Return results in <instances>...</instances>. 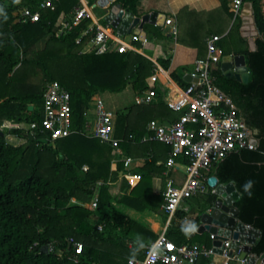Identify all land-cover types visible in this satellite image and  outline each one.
Segmentation results:
<instances>
[{"label":"trees","instance_id":"16d2710c","mask_svg":"<svg viewBox=\"0 0 264 264\" xmlns=\"http://www.w3.org/2000/svg\"><path fill=\"white\" fill-rule=\"evenodd\" d=\"M41 1L0 0V123L40 122L46 86L54 80L69 90L72 124L79 128L84 127V110L95 94L121 91L127 85L135 94L148 88L146 77L155 64L145 55L130 48L106 53L79 51L80 42L88 35L79 42L76 38L91 22L89 18L70 25L60 36L54 35L60 13L71 12L78 0H53L51 6L40 10L38 21H16L15 11L22 7L38 9ZM137 1L115 0L132 12L136 11ZM220 1L226 16L233 19L232 28L239 34L240 17L230 9L228 0ZM242 2L251 3L254 23L261 35L255 38L254 50L239 35L241 46L223 50V55L243 54L249 80L243 83L227 77L220 65L212 70V75L214 83L235 103L237 114L257 143L253 148L228 152L213 165L209 175H215L221 183H234L240 194L234 202L237 219L260 230L251 247L252 253L260 254L264 251V8L261 0ZM155 35L161 36L159 31ZM190 38L188 44L200 49L196 34L191 32ZM179 41L186 44L184 38ZM134 42L137 46L141 44L138 40ZM170 60L169 55L158 62L168 69ZM126 109L118 114L115 125V136L121 139L116 155L143 156L144 160L133 171L140 175L138 182L130 186L124 181L115 196L111 195L109 185L124 167L119 160L112 168L115 150L108 143L85 133L42 141L27 137L23 131L1 130L0 264H128L130 257L144 256L145 246L158 235L141 217L145 214L166 217L161 209L163 195L154 193L151 187L152 177L165 169L163 163L156 164L155 151L162 145L167 156L170 148L158 140L141 141L146 124L156 111L154 105L133 103ZM169 112L170 109L167 111L170 115ZM15 133L26 138V142ZM27 154L32 156L29 168L23 167ZM94 196L96 206L90 208L87 203ZM202 197L204 203L215 199L211 192ZM186 214L180 209L176 211L174 216L182 221L175 224L173 216L167 236L176 244L204 241L199 237L201 234L189 237L199 216L196 214L188 222ZM69 237L83 245L77 262L69 258L72 252ZM48 245L54 249L46 250ZM209 262V258H203L200 264Z\"/></svg>","mask_w":264,"mask_h":264},{"label":"built area","instance_id":"2783aa9c","mask_svg":"<svg viewBox=\"0 0 264 264\" xmlns=\"http://www.w3.org/2000/svg\"><path fill=\"white\" fill-rule=\"evenodd\" d=\"M53 0H42L38 9L22 7L15 11L16 21L27 23L36 22L41 17V9L52 5ZM91 0H78L68 18H64L54 28V35L60 36L70 25H77L85 18L91 22L81 32V35L92 32L91 50L95 53H106L116 49L122 51L127 48L122 42L118 43L121 35L109 22H98L93 17ZM96 4V2H95ZM242 0H232L230 8L238 14ZM165 25H170L172 33L176 34V25L171 18H165ZM133 40H139L138 34H132ZM220 36L212 34L206 39L207 54L203 58H197L194 62L195 79L182 88V102L178 108H183L178 117L167 123H161L157 119H151L147 124V135L142 140H158L167 144L170 148L166 159L167 171L172 168H181L184 176L180 183H176L171 177H167L162 191V211L170 220L180 208L181 203L193 196L205 195L209 192L216 196L214 187L209 186L207 179L213 165L222 159L228 152L237 148H253L249 130L243 119L237 114V107L231 97L214 83L212 70L220 64L223 57V49L218 41ZM80 41V36L76 38ZM142 42L145 41L141 40ZM117 44H120L118 46ZM122 44V45H121ZM157 74L154 72L147 77L148 88L135 97L136 103L148 104L155 96V81ZM70 92L58 81L47 84L41 109V120H4L0 123V130L15 129L23 131L27 137L40 140H52L69 136L73 133H85L108 143L118 152L120 138L114 135V121L112 113L106 109L101 96L94 99V120L90 125L84 123L79 128L72 124V107ZM17 138L24 139L17 133ZM26 139V138H25ZM116 157L112 158V162ZM177 158H181L177 161ZM125 173L124 176L130 185H135L140 175H134L129 171L132 161L131 156H122ZM87 169V165L84 166ZM100 184V182H98ZM96 196L90 202V208L96 206ZM170 223V221H169ZM101 229V225L97 226ZM211 241L214 234L209 233ZM71 249L70 259L78 261V254L83 250L80 241L73 237L67 239ZM232 238L223 240L221 253H216L215 246L204 245L197 242L176 244L162 231L155 240L144 248V256L139 259L130 257L128 264H197L200 257L211 260L214 255L220 257L219 264H244L245 257H240L241 250L231 248ZM53 250L52 245L46 246ZM248 255V254H247Z\"/></svg>","mask_w":264,"mask_h":264},{"label":"crops","instance_id":"0c3cea01","mask_svg":"<svg viewBox=\"0 0 264 264\" xmlns=\"http://www.w3.org/2000/svg\"><path fill=\"white\" fill-rule=\"evenodd\" d=\"M95 2L96 1L94 0L92 1V4H91L93 17L98 22H103L104 21L103 16L106 10L98 6L97 4H95ZM107 2L108 0H99V3L102 5H106ZM228 2H229V7H230L231 1L228 0ZM261 3L264 8V0H261ZM243 4L244 2H242L240 6V11L237 14L241 20V24L239 27V35L246 39L247 44L249 46V41H248L249 37L253 36L254 38H256L257 36H254L256 32H255V23L253 20V15L251 13L249 16H247L243 13L245 9L243 7ZM220 5H221L220 0H138L137 1L136 11L133 13L140 15V14L150 12V11H157L158 13H163L165 15V18H171L176 25V34H173L171 32L172 31L171 26L165 25V23H163L162 26H157V25H153L150 23H144V29L146 31V36H145L144 42H142L141 40H138L141 43L140 46H137L134 42L136 40H133L131 38L132 34H134L133 32H131L128 35V39H124L125 35L118 36V43L122 42V44L126 45L127 48H130L134 51H137L145 55L147 58L152 60L155 64V69L152 72V73L155 72L157 74V79L154 83L155 84V87H154L155 96L153 97L150 104L154 105V108L156 109V111H154L151 119H157L161 123H167V122H171L175 120L178 117V115L182 112L183 108H178V105L182 102L181 91H182V88L184 87V83L188 84L190 81H192V79L195 78L194 62L197 58H200L199 54H202V53L207 54V46H206L207 37H209L212 34H218L220 36V33L216 32V29H220V28L227 29L228 26L233 23V19H230L229 17L226 16L225 10L221 8ZM71 12L60 13V15L58 16L56 20L54 28L57 27L60 21H62L64 18H68ZM179 12H181V14L184 15L183 18L184 20L186 19V22H187V26L184 30L181 27L183 18L182 17L180 18V16L178 17L177 15ZM243 19L245 20L243 21ZM157 31L160 32L161 34L160 37H157L155 35ZM191 32L196 34L195 41L198 42L199 40V43L201 45L200 49L197 48V46H191L188 44L192 41V39L190 38ZM87 35L88 37L84 38L80 42L79 51L81 53L92 51L91 50V38L93 36L92 32L87 33V34L85 33L83 35L80 34L79 36L81 39L82 36H87ZM179 38H184L186 40V44L181 43L179 41ZM193 41H194V38H193ZM218 43L220 45V39ZM117 45L120 46V44H117ZM112 47H113L112 51H119V49H116L117 47H116L115 42ZM230 54H233V53L231 52ZM169 55L171 56L169 67L168 69H164L159 64L158 60L166 56H169ZM147 77H146V83H147V86H149ZM127 91H130L132 94L131 100H129V98H127L125 95L127 94L126 93ZM105 94H109L112 96L114 95L119 96L118 98L115 97L117 98V100H119L117 104L118 105L117 108L111 109L105 104L106 109L109 110L113 115L114 135H115V125H116L118 114L123 111L126 112L127 111L126 108L133 103L135 104H144V103L135 102V97L139 94H135L133 90L131 89L130 85H127L121 91H117V92L105 91L100 94H95L92 97V99L89 101L88 106L84 110L86 122H88L90 125L93 124V120L95 116L93 99L96 96L102 97ZM169 109H170V112H169L170 115L167 113ZM147 124H146V127H147ZM147 133L148 131L146 128V134L143 137H145ZM142 138H141V141H142ZM161 146L156 147V151H155L156 164L163 163L165 165V169L162 172L157 173L152 177L151 187L154 193H162L164 182L167 177H171L176 183H180L183 180V176H184L183 170L181 168H172L167 171L166 159H167L168 153L166 156L162 152V148L164 146L162 147ZM122 156L132 157L129 171L134 175H139L137 173H134L133 171L135 170L136 167H138L142 163V161L144 160V157L143 156L134 157L129 154L121 155L120 157L114 154V157H116L115 161L112 162L111 160V165L113 169L116 167L117 161L121 160ZM147 156L149 157L150 153L147 152ZM124 173H125V169L120 171L118 174V178L110 184L109 191L112 196H115L120 192L124 181L128 183L127 179L124 176ZM130 186H133V185H130ZM202 196L203 195L193 196L191 198L185 199L181 203V206L179 209L180 211L187 213L185 216L186 221L189 222L193 217L196 216V214H199L201 212L202 207H203L202 205H204V202L202 200L201 201L199 200L203 198ZM142 218H144L143 222H146L148 226L151 228V230L155 232L157 235H159L164 230L167 231V228L170 224L169 221H171L172 219L171 218L170 220H168L167 216L165 217L163 214L161 215L145 214L141 217V219ZM173 219H174L173 221L175 224L182 221V219L177 218L176 216H174ZM195 234H202V233H195ZM208 238H209V233H208ZM193 242L204 244L203 243L204 241L200 242L198 240H195ZM203 258H206V257H203ZM200 261L201 259L199 258L197 261V264H200ZM210 261L219 262L220 257L217 255H214Z\"/></svg>","mask_w":264,"mask_h":264},{"label":"water","instance_id":"95a60500","mask_svg":"<svg viewBox=\"0 0 264 264\" xmlns=\"http://www.w3.org/2000/svg\"><path fill=\"white\" fill-rule=\"evenodd\" d=\"M95 1L98 6L106 10L103 16L105 22H109L121 35L130 34L131 32L138 34L139 40H144L146 36L144 23L162 26L165 20V15L157 11H150L138 15L122 7L115 0H108L106 5L100 4L99 0ZM243 7L245 8L243 13L249 16L252 13L251 3L244 2ZM255 32L254 36L261 35L256 25ZM248 41L249 49L254 50L255 38L250 36ZM220 68L227 77H234L243 83L249 80V70L243 54L224 55L220 63ZM32 107L33 105H28L29 110ZM0 134H3L1 130ZM249 136L251 142L256 144L257 139L253 136L251 130H249ZM207 183L209 186L215 188L217 194L215 199L206 208H202L198 214L199 222L196 228L191 231L189 237L195 233H203L205 231L214 234L212 244L215 246L214 250L216 253H221L223 240L231 237L232 242L230 247L232 249L240 248V257H245L244 264H264V251L260 254L251 252L252 244L260 236V230L237 219V208L234 202L239 198L240 194L234 183L231 181L221 183L215 175H210ZM45 249L47 250V247ZM208 264H219V262L210 261Z\"/></svg>","mask_w":264,"mask_h":264},{"label":"rangeland","instance_id":"374dc122","mask_svg":"<svg viewBox=\"0 0 264 264\" xmlns=\"http://www.w3.org/2000/svg\"><path fill=\"white\" fill-rule=\"evenodd\" d=\"M178 17L180 16V18L182 17L183 18V16L184 15H182L181 14V12H179L178 14ZM232 23V22H231ZM233 24V23H232ZM232 24H230L229 26H228V28L227 29H225V28H220V29H216V32H219L220 33V46L222 47V49L223 50H225V51H229V50H234L236 47L238 48V47H240L241 46V42H240V40H239V34H238V32L236 31V28H232ZM186 26H187V22H186V19L184 20V18H183V20H182V23H181V27L183 28V30L186 28ZM229 30V31H228ZM128 35L129 34H127L126 36H125V39H128ZM127 94H125L126 95V97L127 98H129V100H131L132 99V94H131V92L130 91H127L126 92ZM103 97V100H104V102H105V104L108 106V107H110L111 109H115V108H117V104H118V101L119 100H117V98L119 97V96H116V95H114V96H112V95H109V94H105V95H103L102 96ZM115 97H117V98H115ZM95 98V97H94ZM95 101V99H93V102ZM3 122H5L4 120H3ZM2 131H7V129L5 130H2ZM18 135H20V134H18ZM15 136V135H14ZM6 139H7V136H6ZM24 142L23 143H25L26 142V139L24 138V139H22ZM7 141H8V139H7ZM11 143V142H10ZM21 144V143H20ZM15 145V144H14ZM33 147H35L34 145H33ZM34 149V148H33ZM31 164H32V156H31V154H27L26 155V158H25V160H24V162H23V167H26V168H29V167H31ZM84 166L85 165H83V169H84ZM110 186V185H109ZM110 188V187H109ZM204 201V198H202V199H200L199 201ZM210 203H204V205H202L203 207L202 208H206L208 205H209ZM87 205H88V207L90 206V202H88L87 203ZM202 235V236H201ZM201 235H199V237L200 238H203V240H204V244H206V245H210L211 244V240L208 238V232H204V233H202ZM200 259L202 260L203 259V257H200Z\"/></svg>","mask_w":264,"mask_h":264}]
</instances>
